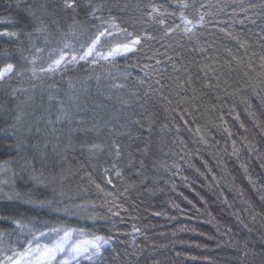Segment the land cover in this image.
Returning <instances> with one entry per match:
<instances>
[{"label": "trees", "instance_id": "1", "mask_svg": "<svg viewBox=\"0 0 264 264\" xmlns=\"http://www.w3.org/2000/svg\"><path fill=\"white\" fill-rule=\"evenodd\" d=\"M65 4L0 0V243L68 230L108 240L71 264H264V0ZM100 31L119 52L55 67Z\"/></svg>", "mask_w": 264, "mask_h": 264}, {"label": "rangeland", "instance_id": "2", "mask_svg": "<svg viewBox=\"0 0 264 264\" xmlns=\"http://www.w3.org/2000/svg\"><path fill=\"white\" fill-rule=\"evenodd\" d=\"M114 49L115 48L108 47L107 49L99 52V54H98L97 48L96 49L94 48L93 52H95V54H94L95 56H92V57L96 60L106 59V58L114 55V54L110 55V53L113 52ZM87 50L88 49H85L83 51L82 56H84V53ZM63 56H64V59L68 58L71 62L72 61L73 62H79L82 60V59H80V57H78L77 55H74V54H69V55L64 54ZM73 57H75L76 59L73 60ZM92 57H91V55H89L88 59H92ZM4 174H5V172L3 170H0V195H2L3 197H6L5 194L7 193L8 190H10L12 188V185H10L9 180L6 179L7 176H4ZM66 231H68V230H47L43 233H40L39 236H36V237L41 238V240L43 239V241H45L42 244V248H43V246L46 247L47 244L50 245L49 248H54L57 243H60L63 240L64 233ZM68 232H70L71 235L67 238L66 241L63 242L64 251H62V252L57 251L56 252V259L54 261H52L51 264H64L65 261H67V264H71L74 262L76 263V261H81L83 259H87L86 257L88 255H90L91 249H89V253H84L80 256H77L75 259H73V254H74L73 249L77 245L87 246L85 244V242L92 240L93 237L86 236L83 233H76L74 231H68ZM18 234L22 235L23 233L21 230H19ZM36 237H33V240H34V238L36 239ZM30 240L33 243L32 238L29 239V241ZM14 241H16V239H14ZM29 245L32 246L31 243H28V242L22 243V240H20L19 242H17V241L13 242V244L11 243V245H5L1 241V243H0V264H14L15 261H19V264H35L36 257L35 256L30 257V256L26 255V253L29 251V249L27 247L25 248V246H29ZM9 258H11V259H9ZM30 260H33L34 262L31 263Z\"/></svg>", "mask_w": 264, "mask_h": 264}, {"label": "snow or ice", "instance_id": "3", "mask_svg": "<svg viewBox=\"0 0 264 264\" xmlns=\"http://www.w3.org/2000/svg\"><path fill=\"white\" fill-rule=\"evenodd\" d=\"M65 6L70 9H74V0H66ZM8 35H14V33H9ZM104 36V33L101 32L95 40H93L92 45L88 48V50L85 52L84 56H81L80 59H86L89 55L92 54L96 43L101 39V37ZM138 41H133V44L137 43ZM124 51H130L131 48L128 45L124 46ZM119 49H114L113 52L110 53V55L115 54L118 52ZM76 58L73 57V60ZM64 61V56L61 55L59 59H56L54 61L55 67H59ZM55 67L51 66L47 71H54ZM13 71V65L8 64L6 67H4L2 70H0V80H3L8 76L9 73ZM95 147V146H93ZM43 235V234H42ZM71 235L70 232L66 231L64 233V238L60 243H57L54 248H48V247H43L41 248L39 245L35 249H29V251L26 253L28 256H35V264H51L52 261L56 259V252L57 251H64L63 248V242L67 240V238ZM85 244L87 246H80L77 245L73 249V259H75L77 256H80L84 253H89V249H91L90 255H88L86 258L87 259H92L93 257H96L100 254L101 248L108 244V240L104 239L101 236H95L92 240L86 241ZM11 259V258H9ZM14 264H19V261H15ZM64 264H67V261L64 262Z\"/></svg>", "mask_w": 264, "mask_h": 264}, {"label": "bare ground", "instance_id": "4", "mask_svg": "<svg viewBox=\"0 0 264 264\" xmlns=\"http://www.w3.org/2000/svg\"><path fill=\"white\" fill-rule=\"evenodd\" d=\"M32 262H34V261H32Z\"/></svg>", "mask_w": 264, "mask_h": 264}]
</instances>
